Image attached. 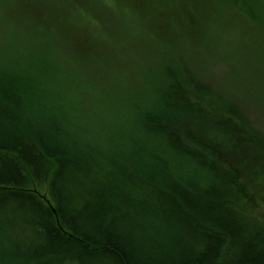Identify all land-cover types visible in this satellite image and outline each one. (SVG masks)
<instances>
[{
    "label": "trees",
    "instance_id": "1",
    "mask_svg": "<svg viewBox=\"0 0 264 264\" xmlns=\"http://www.w3.org/2000/svg\"><path fill=\"white\" fill-rule=\"evenodd\" d=\"M0 27V264H264V0H0Z\"/></svg>",
    "mask_w": 264,
    "mask_h": 264
},
{
    "label": "rangeland",
    "instance_id": "2",
    "mask_svg": "<svg viewBox=\"0 0 264 264\" xmlns=\"http://www.w3.org/2000/svg\"><path fill=\"white\" fill-rule=\"evenodd\" d=\"M3 31H4L3 28L0 27V42L2 41V40H1V36H2L1 33H2ZM183 114H184V112H179V113H178V115H183ZM173 115H174V113H173ZM47 197L49 198V195H47Z\"/></svg>",
    "mask_w": 264,
    "mask_h": 264
}]
</instances>
